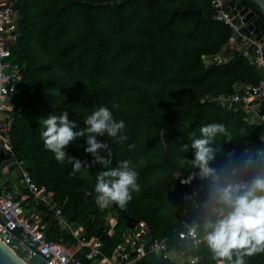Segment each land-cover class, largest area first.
<instances>
[{"label":"trees","instance_id":"trees-1","mask_svg":"<svg viewBox=\"0 0 264 264\" xmlns=\"http://www.w3.org/2000/svg\"><path fill=\"white\" fill-rule=\"evenodd\" d=\"M211 1L13 0L19 35L10 46L9 61L18 64L20 79L10 100L12 158L26 162L32 179L54 193L73 225L82 227L84 239L101 236L103 254L120 240L124 216L131 215L170 247L201 255L199 264H215L204 245L194 250L188 243L179 244L182 181L194 171L181 164L194 158V149L185 151V145L190 146L193 133L199 137L201 126L221 123L234 139L227 143L223 136L216 138L225 151L254 150L261 147L264 125L247 124L241 113L201 102L206 94L229 93L235 83L256 85L261 78L240 53L227 61L203 62L202 55L218 54L231 33L228 25L213 18ZM197 9L198 16L189 12ZM101 106L108 107L116 121L125 122L120 135L127 136L123 141L97 137L109 145L108 167L129 160L138 173L140 191L132 192L124 208L113 204L102 210L96 204L97 175L105 169L85 150L86 137L65 149L85 162L75 175L73 165L58 162L41 138L42 120L49 114L68 111L79 130ZM99 153L108 156L105 149ZM221 160L218 155L216 163ZM193 182L198 187L202 183L198 178ZM36 207L43 211L46 235L58 237L51 212ZM109 216L117 219L112 236L104 231ZM196 219L193 211L188 221ZM58 239L68 252L76 247L71 236ZM139 264L175 263L148 253ZM246 264H264V253L246 257Z\"/></svg>","mask_w":264,"mask_h":264},{"label":"built area","instance_id":"built-area-1","mask_svg":"<svg viewBox=\"0 0 264 264\" xmlns=\"http://www.w3.org/2000/svg\"><path fill=\"white\" fill-rule=\"evenodd\" d=\"M211 6L212 11L217 12L213 18L228 25L231 33L218 54L202 55L203 62L208 65L227 61L235 53H240L249 65L259 70L261 78L256 85L235 83L233 91L229 93L206 94L201 102H215L229 112L241 113L247 124L264 125V110L260 104V100L264 97L262 27H255L248 34L243 32L242 28L247 22L243 21V16L239 15V9L232 0H212ZM234 10L236 14L232 13ZM249 11L254 12L250 17V23H253L260 15L252 8L246 13ZM18 17V12L13 7V0H0V148L8 155V159L14 156L9 132L12 119L10 100L17 92V82L20 79L16 71L18 64L9 61L10 46L16 43L19 35ZM260 140L261 147H264V133ZM16 164L22 192L16 194L10 187L0 184V240L26 263L29 264L34 258H40L41 264H139L148 253L168 259L175 264H199L202 260L201 255L187 253L183 248L170 247L165 238L153 236L143 220L136 221L132 228L125 226L120 240L111 252L107 255L103 254L101 236H96L91 241L84 239L82 227L73 225L62 207L56 204L52 191L41 188L32 179L27 171L26 162L20 160L16 161ZM177 177L181 178V176ZM182 189L184 218L177 235L179 244L188 243V247L195 250L197 248L192 247L191 239L186 236L187 228L192 224L188 220L193 212V206L192 201L185 197L194 190H199V187L192 181L190 184L182 183ZM36 205H42L51 212L58 237L65 239L66 235L71 236L76 244L73 250L66 251V245L58 237L46 235L42 219L43 211L38 210ZM116 223L117 219L111 216L108 220V228L104 230L108 236L114 234ZM149 235L153 236L152 240L146 242Z\"/></svg>","mask_w":264,"mask_h":264},{"label":"clouds","instance_id":"clouds-1","mask_svg":"<svg viewBox=\"0 0 264 264\" xmlns=\"http://www.w3.org/2000/svg\"><path fill=\"white\" fill-rule=\"evenodd\" d=\"M85 125L76 130L68 111L59 116L49 114L42 120L44 147L54 153L58 162L73 165L75 175L86 166L85 162L68 155L65 149L86 137L85 150L95 157L94 163L105 169L97 175L96 204L102 210L111 204L124 208L132 199V192L140 191L138 173L129 160L108 167L112 162L109 145L97 137L127 140V136L120 135L125 122L116 121L112 111L101 106L87 116ZM218 136L227 143L234 140L224 124L211 123L201 126L199 137L193 133L190 146L185 145V151L194 149V158H185L181 164L190 165L194 171L182 183L190 184L197 178L202 182L199 190L185 197L192 201L197 216L186 236L193 248L204 245L215 264H246V257L264 253V147L241 153L235 149L225 151L221 143L215 142ZM101 149L108 151L107 157L100 155ZM218 155L222 160L216 163Z\"/></svg>","mask_w":264,"mask_h":264},{"label":"water","instance_id":"water-1","mask_svg":"<svg viewBox=\"0 0 264 264\" xmlns=\"http://www.w3.org/2000/svg\"><path fill=\"white\" fill-rule=\"evenodd\" d=\"M236 3V8L239 9V15L243 16V21L247 22V25L242 28V31L245 33H249V31L253 30L255 27L260 28L264 25V18L260 15L257 17L256 21L250 23V17L254 14L253 11H246L250 8L248 5H244V2L254 4L260 13L264 16V0H232ZM190 13L194 15H200V10H190ZM216 11H212V15H216ZM236 14V10L232 12ZM261 33L264 34V29L261 30ZM260 104L262 105V109L264 110V97L260 100ZM8 159V155L4 153V151L0 148V166L2 161ZM110 206H113L111 204ZM126 220V227L132 228L136 223V218L131 215L124 216ZM152 235L147 236L146 242H150L152 240ZM0 264H28L26 263L15 251H13L7 244H5L2 240H0Z\"/></svg>","mask_w":264,"mask_h":264},{"label":"rangeland","instance_id":"rangeland-1","mask_svg":"<svg viewBox=\"0 0 264 264\" xmlns=\"http://www.w3.org/2000/svg\"><path fill=\"white\" fill-rule=\"evenodd\" d=\"M3 164H4V166L8 165L9 171H7V172L9 174L7 175V174L3 173V170H1L0 181H2L5 178V176H8V178H10L11 181H15L17 178V166L16 167L14 166L16 164V161L12 158V159H8V160L4 161ZM177 176H181V174H177ZM110 217L111 216H109L107 218L106 224L108 223V220ZM29 264H41V259L40 258H34L31 261H29Z\"/></svg>","mask_w":264,"mask_h":264},{"label":"crops","instance_id":"crops-1","mask_svg":"<svg viewBox=\"0 0 264 264\" xmlns=\"http://www.w3.org/2000/svg\"><path fill=\"white\" fill-rule=\"evenodd\" d=\"M3 170V173L5 174H9L7 171H9V167L8 165L6 166H3L2 168ZM0 184H4L8 187H10L16 194H20L22 192V188L20 186V181H19V172H18V169H17V178L15 181H11L10 178H8V176H5V178L0 181ZM14 186V187H13Z\"/></svg>","mask_w":264,"mask_h":264},{"label":"flooded vegetation","instance_id":"flooded-vegetation-1","mask_svg":"<svg viewBox=\"0 0 264 264\" xmlns=\"http://www.w3.org/2000/svg\"><path fill=\"white\" fill-rule=\"evenodd\" d=\"M250 4H252V3H248V4H245V5H248L249 7L251 6ZM251 8V7H250Z\"/></svg>","mask_w":264,"mask_h":264}]
</instances>
